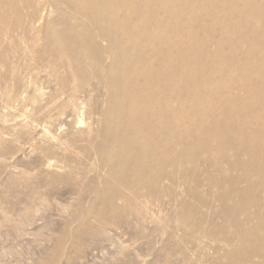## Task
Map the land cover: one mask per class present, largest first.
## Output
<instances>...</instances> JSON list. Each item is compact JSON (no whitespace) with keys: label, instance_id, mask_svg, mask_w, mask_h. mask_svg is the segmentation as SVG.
<instances>
[{"label":"rangeland","instance_id":"374dc122","mask_svg":"<svg viewBox=\"0 0 264 264\" xmlns=\"http://www.w3.org/2000/svg\"><path fill=\"white\" fill-rule=\"evenodd\" d=\"M190 2L0 0V264H264V0Z\"/></svg>","mask_w":264,"mask_h":264},{"label":"bare ground","instance_id":"6f19581e","mask_svg":"<svg viewBox=\"0 0 264 264\" xmlns=\"http://www.w3.org/2000/svg\"><path fill=\"white\" fill-rule=\"evenodd\" d=\"M181 3H182L181 5L184 7V10H186V8L189 9V5H191L190 0H181ZM122 32H126V30L125 29H121L120 31L119 30L112 31L111 32L112 35H110L111 37H107V39L108 40H111V43L113 44V43L116 42V40H118L117 38L120 36V34ZM134 43L135 42L133 40H130V43H128V44H129V46H131ZM121 47H123V45H121ZM123 58H124V56H123ZM123 58L121 56L120 57H117L116 58V62L122 61ZM137 59L138 60H142V57L140 55H138ZM141 65L142 66L143 65H146V63L143 62ZM167 81L169 83H172L173 82V78L172 77H168L167 78ZM190 86L196 87V85H194V84H191ZM142 109H144L143 112H146V114L149 115V117L151 118V121L152 122L155 121L156 119H158L159 109H158V107H155V105L153 104V102L151 101V99H146L145 100V104H144V107ZM167 110H168V108H167V106H165L163 108V111L162 110L161 111L162 112H165V115H166V114H168V111ZM150 126H151V123H150L149 120H148V123L147 124H145V123L142 124V123H140L136 119L129 126H127V124L121 125L122 130H125L124 131L125 134H123L119 138V140L117 141V145H119L118 147H121L122 149L127 150L125 152L129 153V152H131L129 150L131 149L132 143L141 142L142 139H143V140H145L144 141V144H140L139 145V149L137 150V152L140 153L139 155H142L143 156V158H141L143 161H147V162L153 163V161H154L153 160L154 159L153 153L157 149L158 143L153 142V141L150 142V141H147L145 139V137L148 134L147 131H148V129H149ZM120 164H121V160L118 159L117 162H114L111 165H109V175H110V178H114L116 175H120L122 173V170L120 169Z\"/></svg>","mask_w":264,"mask_h":264}]
</instances>
